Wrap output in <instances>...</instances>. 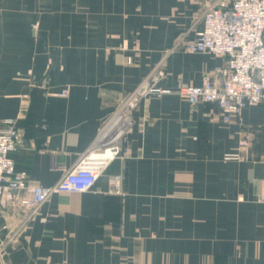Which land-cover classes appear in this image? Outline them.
<instances>
[{"label": "crops", "instance_id": "0c3cea01", "mask_svg": "<svg viewBox=\"0 0 264 264\" xmlns=\"http://www.w3.org/2000/svg\"><path fill=\"white\" fill-rule=\"evenodd\" d=\"M212 1L0 0V130L21 129L31 183L103 154V127L162 58L171 90L133 110L90 190L0 209L5 264H264V102L225 121L178 92L226 61L176 48Z\"/></svg>", "mask_w": 264, "mask_h": 264}, {"label": "built area", "instance_id": "2783aa9c", "mask_svg": "<svg viewBox=\"0 0 264 264\" xmlns=\"http://www.w3.org/2000/svg\"><path fill=\"white\" fill-rule=\"evenodd\" d=\"M201 20L202 28L194 39L186 40L184 50L224 56L226 61L206 73L201 84L183 83L178 92L192 104L218 103L223 119L230 121L247 105L264 102V0H215L204 9ZM161 75L163 71L155 68L118 106L93 145V148L104 146L103 154L86 152L51 186L31 183L27 170L17 168L12 153L23 141L22 131L14 118L6 119V127L0 130V209L15 201L37 209L55 192L90 190L105 167L104 156L118 152L116 142L133 124L132 112L143 101V94L151 89L149 83L159 80ZM153 90L171 91L159 86ZM114 185L117 190L120 188L118 179Z\"/></svg>", "mask_w": 264, "mask_h": 264}, {"label": "rangeland", "instance_id": "374dc122", "mask_svg": "<svg viewBox=\"0 0 264 264\" xmlns=\"http://www.w3.org/2000/svg\"><path fill=\"white\" fill-rule=\"evenodd\" d=\"M213 2V1H212ZM211 2V3H212ZM210 4V3H209ZM33 26V28L34 29H36L37 27H38V24L37 23H35V24H33L32 25ZM186 40H189L188 38H186V36L185 35H181V37H180V39H179V41H178V43L176 44V48H179V49H183L184 50V48H183V46H184V43L186 42ZM185 51V50H184ZM127 61H128V63H131L132 61H133V59H134V57L133 56H128L127 58ZM165 65H166V63H165V59L164 58H162L160 61H158L154 66H153V68L147 73V75H145V77L141 80V82L139 83V85H141L145 80H146V78H148L153 72H154V69L155 68H157V69H160V70H162L163 71V75H161V77L159 78V80H154V79H152L151 80V78H149L151 81H155L154 83L153 82H151V83H149V87H151V89L149 88V90H148V92H145L144 94H143V100L146 98V97H148L149 95H151V94H157V93H167V92H159V91H156V90H153L154 88H156V87H161L160 85H159V82L164 78V77H166L167 76V71H166V68H165ZM208 73H210V72H208ZM156 82H157V84H156ZM139 85L137 86V87H139ZM192 85H194V84H192ZM136 87V88H137ZM136 88L135 89H133V90H131V91H129L125 96H124V99H123V101L121 102V104L136 90ZM161 88H163V87H161ZM158 89V88H157ZM151 90V91H150ZM69 92H70V90H69V88H64V89H62L60 92H59V94L60 95H64V96H66V95H68L69 94ZM141 105V104H140ZM139 105V106H140ZM138 106V107H139ZM137 107V108H138ZM104 128V127H103ZM244 142V141H243ZM243 142H242V144H243ZM227 155H238L239 156V153H228ZM226 155V156H227ZM238 156H233V157H238ZM227 157H229V156H227ZM0 249H1V247H0ZM1 253H2V249H1ZM2 255H3V253H2ZM4 258V257H3Z\"/></svg>", "mask_w": 264, "mask_h": 264}, {"label": "water", "instance_id": "95a60500", "mask_svg": "<svg viewBox=\"0 0 264 264\" xmlns=\"http://www.w3.org/2000/svg\"><path fill=\"white\" fill-rule=\"evenodd\" d=\"M0 262L1 264H5V261H4V258H3V255L1 253V249H0Z\"/></svg>", "mask_w": 264, "mask_h": 264}]
</instances>
